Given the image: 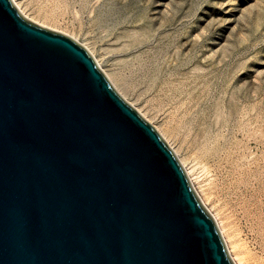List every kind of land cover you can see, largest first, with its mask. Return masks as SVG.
<instances>
[{"label": "water", "instance_id": "obj_1", "mask_svg": "<svg viewBox=\"0 0 264 264\" xmlns=\"http://www.w3.org/2000/svg\"><path fill=\"white\" fill-rule=\"evenodd\" d=\"M0 264H235L173 151L71 38L0 0Z\"/></svg>", "mask_w": 264, "mask_h": 264}, {"label": "rangeland", "instance_id": "obj_2", "mask_svg": "<svg viewBox=\"0 0 264 264\" xmlns=\"http://www.w3.org/2000/svg\"><path fill=\"white\" fill-rule=\"evenodd\" d=\"M15 2L116 78L181 166H197L204 190L189 181L231 259L264 264V0Z\"/></svg>", "mask_w": 264, "mask_h": 264}, {"label": "bare ground", "instance_id": "obj_3", "mask_svg": "<svg viewBox=\"0 0 264 264\" xmlns=\"http://www.w3.org/2000/svg\"><path fill=\"white\" fill-rule=\"evenodd\" d=\"M16 0H13V2L15 3V5L18 7V9L19 10H21L20 8H19V4H16V2H15ZM22 11V10H21ZM21 13H23V12H21ZM105 73V72H104ZM106 77H107V79L109 80V82L111 83V85L113 86V88L117 91V93L127 102V100H126V97H128V94H127V92H125V90L122 88V87H120V85H118L117 84V82H116V78L112 75V74H110V73H108V72H106L105 74H104ZM129 104V103H128ZM131 105V104H130ZM132 106V105H131ZM161 137L163 138V140L165 141V142H167L168 144L169 143H171V141H170V139L168 138V136L166 135V133L164 132V131H161ZM184 162V163H183ZM182 163V165H183V167L185 168V166L186 165H189V168H188V170H186V172H187V176H188V178H189V180L192 182V184H193V182H196V183H199L200 184V187H201V189L202 190H204L203 189V186L201 185V178L199 177V173H197V166H194L193 165V163H191V162H186L184 159H183V161L181 162ZM258 167V166H257ZM250 174V173H249ZM247 175V174H246ZM202 199V198H201ZM207 199L209 200L210 198L209 197H207ZM203 201V200H202ZM206 204H207V202H206ZM264 204V203H263ZM213 209H215V207H212ZM209 213V212H208ZM210 214V213H209ZM211 215V214H210ZM216 215V216H215ZM215 215H211V217L214 219V221H216L217 222V219H220V216H219V213L217 212ZM221 223L223 224V221L221 220ZM218 224V223H217ZM234 261V263L235 264H237V260L234 258L233 259Z\"/></svg>", "mask_w": 264, "mask_h": 264}]
</instances>
